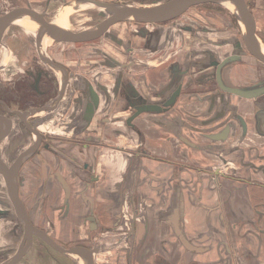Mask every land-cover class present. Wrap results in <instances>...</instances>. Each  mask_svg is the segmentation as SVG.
Returning <instances> with one entry per match:
<instances>
[{
	"label": "crops",
	"instance_id": "1",
	"mask_svg": "<svg viewBox=\"0 0 264 264\" xmlns=\"http://www.w3.org/2000/svg\"><path fill=\"white\" fill-rule=\"evenodd\" d=\"M75 1L0 0V17L29 9L79 32L70 23L83 4ZM164 24L137 33L139 42L122 29L110 33L115 25L92 40L40 44L25 16L4 28L0 83L40 78L39 87H54L39 112L0 119V193L15 212L13 188L27 211L10 171L37 138L19 130L34 119L48 143L30 173L36 167L51 189L57 228L84 225L93 212L95 230L115 229L95 234L92 264H264V94L242 98L219 87L217 69L212 78L232 58L222 84L254 93L264 86L262 68L230 42L212 44L207 25ZM101 38L109 43L95 44ZM73 49L93 53L78 60ZM65 236L63 243L79 242Z\"/></svg>",
	"mask_w": 264,
	"mask_h": 264
},
{
	"label": "rangeland",
	"instance_id": "2",
	"mask_svg": "<svg viewBox=\"0 0 264 264\" xmlns=\"http://www.w3.org/2000/svg\"><path fill=\"white\" fill-rule=\"evenodd\" d=\"M103 1V0H101ZM251 3L250 12L252 13V18L254 20V26L256 27L257 32H260L263 35L264 39V0H249ZM115 3H122L127 5H132L136 7L146 6L151 4L149 0H122V2H115ZM73 6L76 7V4L73 3ZM82 7L78 12L72 14L70 23L72 24V30H86V28L93 27L98 21L102 20L103 17L99 16V12L101 11L100 8L93 6L89 3H83L80 5ZM67 10H72L67 9ZM71 12V11H70ZM60 14V13H58ZM71 14V13H70ZM62 16H67L64 12ZM55 18V17H54ZM62 18V17H61ZM240 20L235 17V15L229 11L227 8L221 5L216 4H203L199 6L192 7L187 12L182 14V16L171 20V24H175L178 27L183 25L187 26H198L207 25L209 28L212 29L211 32L215 33L212 44H217L219 41L221 42H228L227 38L237 37L239 39V27H240ZM168 23V22H167ZM165 23L164 25H167ZM35 26V25H34ZM159 26V24H158ZM36 27V26H35ZM156 27L155 25H147L146 24H137L132 22H124L115 25L110 30V33H116L119 29H122L127 36L130 34V40L134 37L136 41L139 40V36L137 33L141 31L146 32L144 29H152ZM157 29V28H156ZM155 29V30H156ZM123 33V32H122ZM29 37L26 38V40ZM108 39L101 38L98 40L97 45L102 44L104 41ZM108 42V41H107ZM137 42V43H138ZM52 43V42H51ZM109 43V42H108ZM86 44V43H85ZM92 46V44H90ZM75 55L72 58H78L81 53V58L79 57L78 60H84L86 57L85 54H92L93 51H88L87 53L79 52L77 49H73ZM259 68L261 66L257 64ZM262 80L264 79V66H262ZM43 135V134H42ZM34 137V136H33ZM35 138L30 140L29 145L30 147L34 143ZM42 151V150H41ZM32 159H27L24 161L26 166H22L21 174L19 177L20 181V193L21 199L24 201L27 209V214L31 221L42 229L44 232H47L51 237H53L56 241L63 244L65 248H70L73 246H81L84 248L92 249L94 247L95 239L97 238L96 233L108 234L110 235L111 232L115 231L112 228H100L94 231L89 230L88 224L80 225V223L75 224L71 228L68 229H58L57 224L62 222L60 220V213L53 212V207L50 206V202L46 199V193L51 192V189L48 191V184L42 181L41 177H38V171L35 167V174L30 173V167L33 163ZM23 163V164H24ZM24 167V168H23ZM23 171V172H22ZM45 174L47 173L46 171ZM33 175L36 177V180H33ZM1 179V178H0ZM47 202V205H46ZM60 202V201H59ZM58 202V204H59ZM49 203V204H48ZM55 207V206H54ZM90 215H94L96 217V213L88 212ZM84 218V217H83ZM83 218L81 217V223H83ZM97 218V217H96ZM79 221V219H78ZM235 226H238L236 223ZM101 227V226H100ZM97 231V232H96ZM111 231V232H110ZM121 234H126V229L121 231ZM63 235L69 236V239L73 237V239H78L79 242H62L63 240L67 239V237H63ZM23 237V228L22 224L20 223L17 214L10 209L8 204V199L6 197V193H0V264L12 257L19 246L21 245V239ZM81 257L82 254L74 253L69 256L61 255L51 249H48L47 245H45L41 240L35 239L32 247L25 254V256L20 259L18 264H85L86 259Z\"/></svg>",
	"mask_w": 264,
	"mask_h": 264
},
{
	"label": "water",
	"instance_id": "3",
	"mask_svg": "<svg viewBox=\"0 0 264 264\" xmlns=\"http://www.w3.org/2000/svg\"><path fill=\"white\" fill-rule=\"evenodd\" d=\"M75 3H89L97 8H100L99 15L103 17L95 26L86 29L84 31L72 32L67 29H63L56 25H51L44 22L41 19V15L29 10L20 9L14 10L0 17V37L4 28L10 25L17 17L25 16L27 17L35 26L38 32L37 41L44 39H52L56 42H81L92 40L93 38H99L101 36H107L109 29L116 24L124 22H132L138 24H161L168 21H173V19L178 18L189 9L195 6L203 4H216L221 5L231 11L235 17L240 20V30L242 33V38L245 41L244 46H246L247 51L251 56L257 61L264 65V44L259 40V38L253 32L254 20L252 14L248 10L245 0H165V1H154L146 6H132L122 3H111L99 0H77ZM40 44V41H38ZM232 58L225 59L220 64H217L216 78L221 89L233 93L239 97H244L246 99L257 97L264 94V86L254 89L256 92L252 93L253 90H244L239 88H230L222 84L220 80V68L230 61ZM178 94V90H176ZM144 111L146 109H140ZM31 150L25 151L15 162L13 168V174L18 170L22 161L30 154ZM0 169L2 167L0 166ZM3 171V170H2ZM12 183V182H11ZM11 198L13 204L16 208V214L18 219L23 224L25 229L22 243L17 249L16 253L4 261L1 264H17L22 258L23 254L27 252L31 243L32 235H36L42 239L46 244H49L52 248L61 252L63 254L70 253H83L87 257V264H92L91 254L92 252L88 248L83 247H73L71 249H65L64 247L53 241L44 231L38 228H34L27 217L24 208L19 202L16 193L13 188H11ZM90 221V229L94 230V219L93 217H88Z\"/></svg>",
	"mask_w": 264,
	"mask_h": 264
},
{
	"label": "flooded vegetation",
	"instance_id": "4",
	"mask_svg": "<svg viewBox=\"0 0 264 264\" xmlns=\"http://www.w3.org/2000/svg\"><path fill=\"white\" fill-rule=\"evenodd\" d=\"M152 2L154 1H165V0H149ZM245 3H246V6L248 8L249 11L250 8H251V3L249 0H245ZM251 13V12H250ZM252 14V13H251ZM182 16V15H181ZM180 17V16H179ZM240 22V21H239ZM239 29V39H237V37H234V38H231V37H228L227 40L228 42H230L231 44V47L234 48V49H237L239 50L240 48H242L243 50H245L246 52L247 51V48L245 44V41L243 40L242 38V33H241V30H240V27L238 28ZM253 32H255V35L259 38V40L264 44V39H263V36L260 32H257L255 26L253 28ZM235 40V41H234ZM228 42H225V43H228ZM219 45H223L225 44L224 42H221L219 41L218 42ZM217 43V44H218ZM236 50V51H237ZM249 53V52H248ZM237 58H240V56H237ZM257 64H259L262 68V66H264L262 63H260L259 61H257ZM223 67L220 68V72H221V69ZM217 67H215L214 69V74L212 76L215 77V71H216ZM39 80L40 78L36 81L35 78H34V82L32 84L31 83H24L23 79H18L17 82L15 83H0V119L4 118V119H9L10 120V117H12L13 115H17V111H24V110H34V109H37L35 111L39 112L44 106L47 105V101L49 100V96L51 95V93L53 92V87L54 85L49 83V84H46L44 85L43 87H39ZM257 84V83H256ZM262 87V84L258 85V86H255L252 87V89H258ZM16 107L15 109L16 110H11V108H14ZM25 107V109H23ZM37 107H40V108H37ZM26 111V112H28ZM34 112V111H33ZM34 119L32 120H29L28 123L26 121H22V123L20 124V127L19 130L20 132L22 133H28V134H31L32 136L34 135H37V138L34 140V143L32 144V146L28 149H25V151H28L29 149L31 150L30 154L22 161L21 165L24 163V161H26L27 159H32V157L38 155V153L43 150L44 148V145H46V143H48L46 140H44V137L42 134H39L38 130H37V127L35 126V124H33ZM8 132V131H7ZM10 132V131H9ZM6 135V131H2L0 130V139H2L4 136ZM41 148V150H40ZM47 149H49L47 147ZM24 152H22L21 154H23ZM38 152V153H37ZM7 159H10V157H8ZM12 164H8V166H11ZM21 167V166H20ZM13 168H14V165L12 166L11 168V171L10 172H13ZM1 170V169H0ZM2 175H5L4 173H0ZM18 177V181H19V177L21 174V168L18 169L17 171H15V173L13 175H15ZM15 176V178H16ZM14 178V177H13ZM14 178V180H15ZM16 209V208H15ZM16 213V211H15ZM27 214V213H26ZM27 217L28 219L30 220V223L32 224V226H34V228H38L32 221L31 219L29 218L28 214H27ZM88 217L86 218V222L88 224V228L89 230L90 229V221H88ZM20 221V220H19ZM21 223V221H20ZM22 224V223H21ZM22 228H23V236H24V227H23V224H22ZM96 229V228H95ZM94 229V230H95ZM42 230V229H41ZM43 231V230H42ZM93 231V230H91ZM53 241H55L57 244H59L60 246L64 247L63 244H61L60 242L56 241L53 237H51L47 232H45ZM23 239V237H22ZM22 239H21V242H22ZM35 239H39L41 240L45 245H47L48 249H51L57 253H60L61 255L63 253L61 252H58L57 250H55L54 248H52L51 246H49V244H46L42 239H40L39 237H37L36 235H32V243L29 247V249L27 250L26 253H28V251L30 250V248L32 247V244L34 243ZM73 247H81V246H73ZM73 247H70V248H65V249H71ZM84 248V247H83ZM25 253V254H26ZM77 253V252H76ZM25 254H23L22 258L25 256ZM74 253H70V254H63L64 256H69V255H72ZM78 254H82L84 260L86 259L87 260V257L83 254V253H79ZM92 255V254H91ZM21 258V259H22ZM18 264V263H17ZM85 264H87V261H85Z\"/></svg>",
	"mask_w": 264,
	"mask_h": 264
}]
</instances>
